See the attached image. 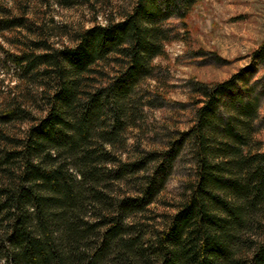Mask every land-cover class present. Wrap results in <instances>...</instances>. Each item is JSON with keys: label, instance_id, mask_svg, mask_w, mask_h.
I'll list each match as a JSON object with an SVG mask.
<instances>
[{"label": "trees", "instance_id": "1", "mask_svg": "<svg viewBox=\"0 0 264 264\" xmlns=\"http://www.w3.org/2000/svg\"><path fill=\"white\" fill-rule=\"evenodd\" d=\"M199 1L130 0L57 47L22 2L0 0V62L14 68L0 77V264H264L259 101L235 93L255 65L193 82L192 123L166 144L129 142L163 97L143 86L179 35L169 20L186 28ZM251 58L264 65V39ZM186 149L193 172L158 212Z\"/></svg>", "mask_w": 264, "mask_h": 264}, {"label": "rangeland", "instance_id": "2", "mask_svg": "<svg viewBox=\"0 0 264 264\" xmlns=\"http://www.w3.org/2000/svg\"><path fill=\"white\" fill-rule=\"evenodd\" d=\"M15 8L22 2L29 18L42 26L57 47L71 45L68 32L90 27L95 22L105 24L110 16L118 18L130 0L78 1L73 7L59 5L56 0H6ZM178 37L165 44V54L154 59L155 77L144 83L152 94L162 98L147 107L143 130H133L130 144L140 139L144 147H161L176 130H186L194 116L193 82L215 84L229 79L240 69L255 65L247 83L235 93L246 99H258L259 117L255 121V137L264 141V65L253 62L251 53L264 39V0H201L186 18V28L176 18ZM2 61V60H1ZM0 62V77L8 78ZM162 96V95H161ZM193 172V158L186 149L176 161L166 190L154 205L158 212L172 211L170 202L179 200L185 182Z\"/></svg>", "mask_w": 264, "mask_h": 264}]
</instances>
